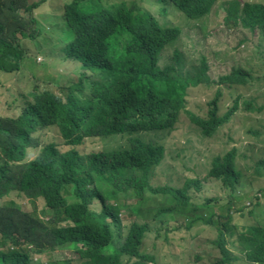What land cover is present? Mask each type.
I'll list each match as a JSON object with an SVG mask.
<instances>
[{
  "label": "trees",
  "instance_id": "trees-1",
  "mask_svg": "<svg viewBox=\"0 0 264 264\" xmlns=\"http://www.w3.org/2000/svg\"><path fill=\"white\" fill-rule=\"evenodd\" d=\"M45 1L0 0V75L19 71L24 56L20 38L37 34L33 12ZM95 1L70 0L62 7L71 35L66 57L77 62L75 83L62 96L40 92L19 105L15 117L0 116V200L19 193L30 201L42 200L44 206L40 216L23 211L13 201L0 205V264H73L63 259L69 252L79 264H153L144 247L151 215L163 216L158 218L162 225L178 216L187 227L200 223L214 229L213 244L220 257L208 264H232L238 259L229 248L234 237L245 260L264 264L263 218L241 230L231 224L230 210L239 197L234 193L242 178L236 148L212 158L207 171L224 194L222 203L217 196L191 203L188 186L153 187L148 181L165 155L164 144L154 142L148 133L160 134L163 140L175 130L186 106V88L216 87L205 115L191 119L201 137L211 138L237 112L263 111L264 62L254 68L233 67L212 80L203 58L197 74L183 79L177 59L159 65L164 48L179 36L178 27L162 24L136 1L108 0L111 4L105 8L85 10ZM156 1L160 14L171 6L188 20H198L220 0ZM220 7L226 12L225 23H238L264 39V5L239 6L236 1ZM241 87H249L246 97L233 93ZM223 89L233 94L231 104L221 112ZM51 128L57 130L59 144L42 142ZM250 132L264 142L258 131ZM88 142L97 153H82ZM39 148L29 158L28 150ZM254 169L260 175L264 159ZM196 187L201 191L203 185ZM256 193L263 197L264 186ZM256 193L250 203L258 205ZM140 207L144 212L140 219L123 224L121 212L139 215ZM43 255L45 263L39 260Z\"/></svg>",
  "mask_w": 264,
  "mask_h": 264
},
{
  "label": "rangeland",
  "instance_id": "rangeland-1",
  "mask_svg": "<svg viewBox=\"0 0 264 264\" xmlns=\"http://www.w3.org/2000/svg\"><path fill=\"white\" fill-rule=\"evenodd\" d=\"M37 0H28L29 3ZM120 1V0H109ZM108 0H96L85 10H97L111 4ZM136 1L143 10L153 13L165 25L176 26L181 32L179 36L166 46L160 54V67L180 61V74L183 79L192 78L199 70L204 58L208 70L206 75L212 80L230 73L233 67L247 69L250 65L260 66L264 62V39H258L250 29L231 22L225 23L226 12L220 6L238 2L264 5V0H220L212 12L198 20H188L175 8L166 6V13H158L156 0H129ZM70 0H46L34 10L33 15L37 22V34L33 38H20L24 56L18 72L0 75V116L15 117L19 113L18 106L26 105L35 95L42 91H49L62 96L66 88L75 83L78 78L77 62L66 57L65 46L70 42L71 35L65 21L62 19V7ZM261 33V30H256ZM113 37L109 39L112 46ZM185 87V84H184ZM216 87L207 88L203 85L186 88L185 109L179 115V121L174 131L162 140L160 134L148 133V136L157 143H163L165 155L155 169L149 174V184L156 186L187 187L191 203L200 204L204 196H217L221 203L224 194L218 184L208 176L210 161L215 156L231 149H237L236 163L242 173L236 185L235 196L238 201L233 205L231 224L241 230L247 224H253L256 219L263 218L264 196L256 193L264 186V169L258 175L254 169L255 163L264 159V142H258L257 137L250 131H258L264 138V109L257 112H237L224 127L211 138L200 136L198 129L192 122V117L205 115L207 102L212 98ZM260 88H264L260 85ZM249 87L238 88L233 93H243L246 97ZM221 112L232 102L233 93L223 89ZM180 94V92H178ZM260 105V102H258ZM110 136L107 138H112ZM100 138V139H107ZM43 143L62 142L56 129L45 132ZM103 149V148H102ZM28 150L29 158L38 154ZM98 149L92 142L83 147L82 153L88 155L97 153ZM197 181L196 185L191 182ZM200 184L203 188L200 191ZM259 196L258 205L250 203L254 194ZM149 196V193H146ZM13 201L28 213L35 211L38 215L44 212L43 202L40 199L30 201L19 193H12L0 200V205ZM134 204V202H132ZM151 207V205H150ZM141 213L130 214L121 212L123 224L134 219L139 220ZM215 211V208H214ZM252 215H250V213ZM216 214L225 215L216 209ZM158 218L150 216L151 231L145 238V250L153 256V264H208L216 257H220L218 249L214 247L216 238L214 229L197 223L190 227L184 219L175 216L167 219L166 225L160 224ZM223 221V220H222ZM234 245L230 248L238 259L232 264H253L243 258L238 251L236 237L232 239ZM65 248L71 249V246ZM63 259L79 264L76 255L69 252ZM43 263L46 256L39 257Z\"/></svg>",
  "mask_w": 264,
  "mask_h": 264
},
{
  "label": "clouds",
  "instance_id": "clouds-1",
  "mask_svg": "<svg viewBox=\"0 0 264 264\" xmlns=\"http://www.w3.org/2000/svg\"><path fill=\"white\" fill-rule=\"evenodd\" d=\"M166 66V65H165ZM232 209V208H231ZM232 211L230 210V217L232 218ZM231 248V246H229ZM231 250V249H230ZM232 252V251H231Z\"/></svg>",
  "mask_w": 264,
  "mask_h": 264
}]
</instances>
